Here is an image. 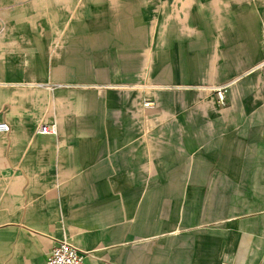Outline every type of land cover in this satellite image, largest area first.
I'll return each instance as SVG.
<instances>
[{"label": "crops", "instance_id": "obj_1", "mask_svg": "<svg viewBox=\"0 0 264 264\" xmlns=\"http://www.w3.org/2000/svg\"><path fill=\"white\" fill-rule=\"evenodd\" d=\"M263 60L264 0H0V264H264Z\"/></svg>", "mask_w": 264, "mask_h": 264}, {"label": "rangeland", "instance_id": "obj_2", "mask_svg": "<svg viewBox=\"0 0 264 264\" xmlns=\"http://www.w3.org/2000/svg\"><path fill=\"white\" fill-rule=\"evenodd\" d=\"M162 54L167 55L166 52L161 53V55ZM263 61H261L257 65L256 70L264 71V69L258 68V66ZM168 68L169 67L167 66L166 61L164 63H161V65H159V67H154L153 62H145V66L143 68L144 82L141 84L140 83H137V84L134 83V84L127 85V89L129 92H134L135 89H138L139 91H143L145 94L144 95L145 98H144V102H143L144 124L167 122V118H168L167 117L168 116L167 110L163 109L162 103L161 102L159 103L156 99H154L153 96H154V93H156V94L167 93V92L173 90L174 86H177V85H170V84H166V83H155L153 81L151 82V76L154 74V75H158L161 77H167L168 73H169ZM137 86H138V88H136ZM223 88H226L225 93H224V102H225V94L227 91V87H220L218 89H215V93H216L217 97H219L218 96L219 90H221ZM132 107L135 108V105L131 104L130 108H132ZM164 107L167 108V105H165ZM133 115H131V118L132 117L134 118Z\"/></svg>", "mask_w": 264, "mask_h": 264}, {"label": "built area", "instance_id": "obj_3", "mask_svg": "<svg viewBox=\"0 0 264 264\" xmlns=\"http://www.w3.org/2000/svg\"><path fill=\"white\" fill-rule=\"evenodd\" d=\"M258 68L264 69V61ZM225 90L226 88L219 90L218 99L220 103H224ZM8 131V125L0 123V132ZM38 133L41 135H55L57 134V126L55 123L43 125L38 130ZM84 254L85 253L74 247L71 243L64 241L51 249L47 257V264H83Z\"/></svg>", "mask_w": 264, "mask_h": 264}]
</instances>
